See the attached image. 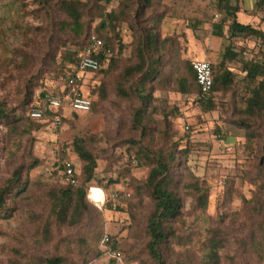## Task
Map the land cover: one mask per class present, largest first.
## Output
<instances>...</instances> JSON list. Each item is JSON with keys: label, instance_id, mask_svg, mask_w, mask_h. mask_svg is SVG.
Returning a JSON list of instances; mask_svg holds the SVG:
<instances>
[{"label": "rangeland", "instance_id": "obj_1", "mask_svg": "<svg viewBox=\"0 0 264 264\" xmlns=\"http://www.w3.org/2000/svg\"><path fill=\"white\" fill-rule=\"evenodd\" d=\"M79 1L86 4L85 28L75 38L59 26L64 20L58 10L60 0H50L45 8L36 0H0V103L5 109L24 115L42 91L58 89L72 66L62 67L63 56L80 54L88 34L100 22L97 6L105 5L103 0ZM119 1H111L105 12L116 9ZM258 1L239 0L236 21L264 33V5L255 7ZM130 2L125 21L116 29L121 51L112 68L84 77L82 89L94 104L89 114L65 109L66 120L57 132L44 126L30 129L22 123L10 129L0 123V186L17 168L21 181L28 183L25 193L6 198L10 217L0 219V264H41L40 259L56 256L68 264H148L145 223L153 203L141 188L150 165L143 159L136 165L138 148L174 151L171 190L180 202L181 218L173 228L181 236V245L168 244L162 250L168 264H203L202 243L215 230L222 239L219 264H231L228 257L232 264H264L262 142H247L244 130L230 123L234 119L231 93L215 94V109L203 113L193 95L175 90L185 62L213 63L221 47L212 36L214 24L223 18L217 0H153L155 6L141 8L138 16L140 1ZM157 15L160 19L152 27ZM151 28L157 40L168 38L153 54L156 73L143 84L142 96L131 93L129 100L121 99L115 88L119 72L135 62L139 34ZM232 49L242 51L226 63L235 76L238 95L244 86L240 62L262 59L264 38H240ZM137 110L142 112L138 123L134 121ZM77 138L84 139L96 156L94 178L88 185L93 190L101 187L107 203L98 208L86 197L81 221L69 226L49 219L46 194L57 180L51 172L60 157L80 169L70 150ZM196 188L207 194L201 211L196 209ZM121 191L129 197L111 202L109 196ZM105 234L115 243L116 258L101 253L99 243Z\"/></svg>", "mask_w": 264, "mask_h": 264}, {"label": "trees", "instance_id": "obj_2", "mask_svg": "<svg viewBox=\"0 0 264 264\" xmlns=\"http://www.w3.org/2000/svg\"><path fill=\"white\" fill-rule=\"evenodd\" d=\"M40 7H47L50 0H36ZM105 5L103 7L97 6L96 14L100 22L96 25L93 32L102 41V48L99 52L98 60L101 68L92 75L105 73L112 68L115 63V57L121 51L119 43L117 27L126 19V11L129 8L130 0H120L117 3L116 9L105 12V6L112 0H103ZM140 9L145 7H152L153 0H139ZM239 0H217V10L223 15L222 20L214 24L212 36L214 40L220 41V49L214 54L213 63H210L212 71V87L210 95L204 99L200 95L199 87L195 80L194 72L191 68V62L184 63V70L175 80L176 92L184 96H194L203 113L213 111L215 104L213 103L214 95L217 93H231V104L233 120L230 122L237 128L244 130V136L247 142L261 141L262 149L260 162L264 165V57L262 59H251L240 62V72L243 76V93L238 94L234 89V74L226 67L227 61H233L242 54L232 49V44L240 38L254 37L256 39H263L264 33L260 30L254 29L249 25H244L236 21V13L239 11ZM234 2V4H233ZM264 5V0L256 2L255 7ZM155 6V5H154ZM58 10L64 16V20L59 23L63 30L70 31L72 36L79 38L84 33L85 24L82 22V17L86 12V4L79 0H60L58 3ZM160 19L157 15L155 19L151 20L152 27H154ZM229 24L224 32L225 22ZM87 36V38H88ZM86 38V39H87ZM168 38L157 40L154 32L151 29H143L136 42L135 62L132 65L124 67L117 77L116 94L124 100H129L131 93L138 97L142 96L143 84L152 79L156 73L157 60L153 58V54L157 53L160 44L167 43ZM86 44V41H85ZM85 46V45H84ZM110 51V54H107ZM78 54L74 52H67L63 56L62 67L65 63L75 65L77 63ZM100 93L103 92L101 87ZM58 92L57 90H54ZM48 92L42 91L34 102L30 103L25 114H14L8 109H5L0 103V123L3 121L5 126L10 129H15L17 124L22 123L27 128L38 130L42 126L46 127L45 121H37L28 116V111L35 106L41 104L43 95ZM90 99L89 114L93 110V100L88 93ZM104 95L101 94V97ZM238 103L241 106H237ZM76 114V113H73ZM142 112L137 110L134 114V121L141 120ZM52 115L49 111L44 112L46 121H51ZM66 117L62 118V125ZM176 146L174 145L173 148ZM70 150L81 163L80 169L76 170V184L69 185L62 180V168L60 166L61 159H68L60 157L57 164H54V169L51 174L57 178L55 184L47 191V200L49 203L48 217L59 224H66L73 226L82 219V213L86 203V193L89 183L94 178L96 169V156L88 148L86 141L82 138L73 140ZM136 165L140 160L150 165V170L141 189H144L149 194L152 200V210L146 218L145 230L149 237L146 249L149 256L148 264H168L162 255V250L166 245H174L179 247L181 245V236L176 233L173 228V223L181 218L180 202L173 190H171L174 182L170 169L173 165L175 156L174 151L170 149L159 148L153 152H147L138 148L136 154ZM70 160V159H69ZM72 161V160H71ZM73 162V161H72ZM21 169H15L11 177L7 179L0 186V219L10 217V213L5 208V201L8 195L12 193L15 196H20L26 192L27 181H21ZM112 183V181L110 180ZM101 188V187H99ZM196 209L197 211L204 210L207 205V194L197 190L196 188ZM47 226V223L44 224ZM211 236L203 243L202 248L206 259L203 264H219L218 250L222 248V239L217 230L211 231ZM104 236V235H103ZM103 236L100 239L101 253L116 252L115 243L109 237V242L106 243L105 249L102 247ZM254 248H256L257 241L253 240ZM228 262L232 264V259L227 258ZM64 257H45L40 259L41 264H68ZM73 264V263H70Z\"/></svg>", "mask_w": 264, "mask_h": 264}, {"label": "built area", "instance_id": "obj_3", "mask_svg": "<svg viewBox=\"0 0 264 264\" xmlns=\"http://www.w3.org/2000/svg\"><path fill=\"white\" fill-rule=\"evenodd\" d=\"M102 45L101 39L93 33L90 34L86 39L85 46L78 55L77 63L72 65L64 77L61 78L58 84V92L54 90L46 92L42 97L41 104H35V106L28 111V116L37 121H45L47 123L46 129L57 132L62 126V118L64 117L63 112L65 109L76 114L87 113L90 109V99L88 93L84 92L82 89V84L86 75H92L101 68L98 57ZM107 54H110V51H107ZM191 68L194 72L201 97L207 99L212 87V71L210 64L205 60H192ZM46 110L53 116L49 122L44 118V112ZM60 166L62 168L63 182L74 186L77 181L73 162L69 159H61ZM92 188L93 186L87 188V199L98 208L105 207L107 198L103 190L99 187H95L102 192V198L97 200L91 196ZM128 197L129 194L121 191L112 193L109 199L111 202H118ZM108 242L109 236L105 234L102 240V247L104 248L106 246L105 244ZM107 253H112V256L116 258V255L113 254L114 252Z\"/></svg>", "mask_w": 264, "mask_h": 264}, {"label": "bare ground", "instance_id": "obj_4", "mask_svg": "<svg viewBox=\"0 0 264 264\" xmlns=\"http://www.w3.org/2000/svg\"><path fill=\"white\" fill-rule=\"evenodd\" d=\"M95 189L93 190V188H92L91 196H93L97 200H100L102 198V192L99 189H97V188H95Z\"/></svg>", "mask_w": 264, "mask_h": 264}]
</instances>
